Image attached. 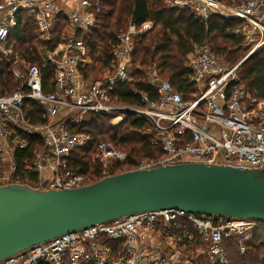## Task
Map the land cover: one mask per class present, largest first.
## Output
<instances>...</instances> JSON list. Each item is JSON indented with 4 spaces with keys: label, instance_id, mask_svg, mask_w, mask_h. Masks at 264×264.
Wrapping results in <instances>:
<instances>
[{
    "label": "built area",
    "instance_id": "obj_1",
    "mask_svg": "<svg viewBox=\"0 0 264 264\" xmlns=\"http://www.w3.org/2000/svg\"><path fill=\"white\" fill-rule=\"evenodd\" d=\"M62 1L66 0L0 1V63L9 66L21 63L5 47L19 11H25L42 37L50 35L60 15L67 18V39L53 52L40 54L43 66L54 67L51 92H43L40 69L24 65L22 73L11 70L19 83L17 91L0 96V187L23 185L40 190L44 185L48 191H70L92 185L68 165L71 152L85 148L88 138L69 133L66 126L97 115L109 117L112 126L128 117L147 124L150 143L163 157L140 162L131 171L185 163L264 169V100L240 83L241 61L228 67L208 45L193 44L187 67L197 92L191 100H184L152 66L145 76L155 99L138 94L141 107L115 106L112 95L116 86L132 78L135 40L152 24L146 22L138 28L130 24L117 35L112 74L86 83L79 68L89 66L91 60L83 38L97 24L101 0H75L70 12ZM166 6L186 11L202 22L211 16L238 22L233 34L249 48L244 59L264 48V0H167ZM27 100L42 111L45 124L35 125L25 116ZM31 139L41 143L29 167L37 175L34 185L14 179V153L26 149ZM125 160L124 153L105 143L96 147L93 156L102 170L100 180L113 176L108 170ZM256 229H264V225L179 210L148 212L58 237L0 264H227L224 242L234 239L244 253L250 233Z\"/></svg>",
    "mask_w": 264,
    "mask_h": 264
},
{
    "label": "trees",
    "instance_id": "obj_2",
    "mask_svg": "<svg viewBox=\"0 0 264 264\" xmlns=\"http://www.w3.org/2000/svg\"><path fill=\"white\" fill-rule=\"evenodd\" d=\"M146 22L151 23L152 27L135 40L131 81L118 84L112 95V101L120 105L141 107L138 94L155 99L144 73L152 66L156 67L160 77L168 81L184 100H191L197 91L190 83L191 71L186 66V58L193 44L208 45L217 59L229 63L231 67L243 60L249 51L245 41L233 34L239 25L236 21L211 16L206 22H202L186 11L168 8L164 0H101L97 24L83 38L91 60L89 66L79 68L83 81H96L103 72L107 76L111 75L117 35L125 32L130 24L138 28ZM66 26L67 18L60 15L51 30V38L44 43L34 44L36 25L26 17L25 11H19L16 14V24L6 42V49L18 55L23 66L35 65L40 69L43 92L46 94L52 90L54 67L49 64L43 66L36 45L53 52L58 44L67 39ZM239 80L248 93H254L258 99L264 100V48L239 66ZM18 88L19 83L11 74V66L0 63V96L10 95ZM23 111L33 124L46 123L42 118V111L32 101L24 102ZM147 127L146 123L133 117H128L120 125L112 126L109 117L98 115L89 116L76 126L67 124L69 133L82 134L88 138L85 148L74 150L69 155V168L82 174L91 184L98 182L102 177V170L99 165H91L88 160L102 143H110L126 155L124 162L108 170L111 175L134 170L140 162L161 159L163 153L151 145ZM38 150H41V143L31 139L26 149L14 153V179L29 185L37 182V175L29 167L34 152ZM224 249L227 264H264V229H256L250 233L244 253L240 252L234 239L225 241Z\"/></svg>",
    "mask_w": 264,
    "mask_h": 264
},
{
    "label": "water",
    "instance_id": "obj_3",
    "mask_svg": "<svg viewBox=\"0 0 264 264\" xmlns=\"http://www.w3.org/2000/svg\"><path fill=\"white\" fill-rule=\"evenodd\" d=\"M166 210L264 225V169L185 163L125 172L70 191L1 186L0 263L97 224Z\"/></svg>",
    "mask_w": 264,
    "mask_h": 264
},
{
    "label": "rangeland",
    "instance_id": "obj_4",
    "mask_svg": "<svg viewBox=\"0 0 264 264\" xmlns=\"http://www.w3.org/2000/svg\"><path fill=\"white\" fill-rule=\"evenodd\" d=\"M166 2H167V0H164V3H165V5H166ZM128 29V28H127ZM122 33H124V32H122ZM33 38H34V44L36 43V42H41V43H44V42H46V41H48L50 38H51V33H50V35H48V36H46V37H42L39 33H38V31H37V33L36 34H34V36H33ZM37 47H38V52L42 55L44 52H47L46 50H45V48L44 47H42L41 45H36ZM186 60H187V58H186ZM221 60H223L224 62H226L225 60H224V58H222ZM242 61V60H241ZM226 66H230V64L229 63H224ZM186 66H187V62H186ZM233 66V65H232ZM17 68V70L19 71V72H23L24 71V66H23V64H21V63H18V65L15 67V66H11V70H13V69H16ZM145 72H147V71H145ZM144 72V73H145ZM105 75V76H104ZM99 77H106V72L104 73H100L99 74ZM115 104V106H122V105H120V104H118V103H114ZM106 144V143H105ZM109 145H111L110 143H108ZM112 146V145H111ZM116 150V149H115ZM116 151H118V150H116ZM119 152H121V151H119ZM121 153H123V152H121ZM93 156H94V154L90 157V159L88 160V162L92 165V164H97L96 162L94 163L93 162ZM6 163V162H5ZM240 250V249H239ZM244 251H245V249H244Z\"/></svg>",
    "mask_w": 264,
    "mask_h": 264
},
{
    "label": "crops",
    "instance_id": "obj_5",
    "mask_svg": "<svg viewBox=\"0 0 264 264\" xmlns=\"http://www.w3.org/2000/svg\"><path fill=\"white\" fill-rule=\"evenodd\" d=\"M0 1H6V0H0ZM74 1L75 0H66V1H62V4L64 6V9L66 12H70L73 7H74Z\"/></svg>",
    "mask_w": 264,
    "mask_h": 264
}]
</instances>
